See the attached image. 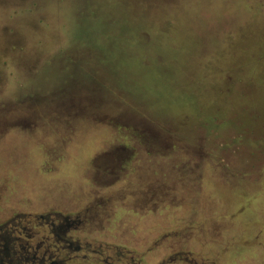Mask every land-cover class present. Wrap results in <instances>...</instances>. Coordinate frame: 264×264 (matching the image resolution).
<instances>
[{"label":"rangeland","instance_id":"1","mask_svg":"<svg viewBox=\"0 0 264 264\" xmlns=\"http://www.w3.org/2000/svg\"><path fill=\"white\" fill-rule=\"evenodd\" d=\"M0 236L264 264V0H0Z\"/></svg>","mask_w":264,"mask_h":264},{"label":"flooded vegetation","instance_id":"2","mask_svg":"<svg viewBox=\"0 0 264 264\" xmlns=\"http://www.w3.org/2000/svg\"><path fill=\"white\" fill-rule=\"evenodd\" d=\"M48 225V224H47ZM53 224L51 223L50 224V227H49V229H53ZM72 225H71V223H67V224H59V225H57V226H54V229H55V235H57V230L59 231V232H63V231H65V230H67L69 227H71ZM1 237V236H0ZM18 238H15V237H13V239L12 238H10L9 240L11 241V242H13L14 240H17ZM47 247L49 248V245H47ZM76 248V247H75ZM7 249H9L8 247H6V245H4V255L6 256L7 254H8V251H7ZM37 249L39 250V245L37 246ZM36 248L34 249V251H30V250H32V248H29L27 251H28V254L27 255H22L21 257H22V259H21V261H28L29 263L31 262L32 264L33 263H35L36 261H37V264H63V262L62 261H58V260H56V259H54L55 257H56V255H55V253L54 254H51V252H50V248L47 250H45V251H43L42 253H41V255L38 257V255H37V252H38V250H37ZM25 250V249H24ZM24 250H22V253H25V252H23ZM14 251V250H13ZM15 252V251H14ZM54 256V257H53ZM2 259H3V256L2 255H0V261H2ZM30 263V264H31ZM20 264V263H19Z\"/></svg>","mask_w":264,"mask_h":264}]
</instances>
